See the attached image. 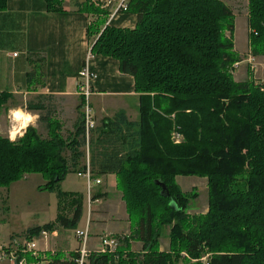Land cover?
I'll return each mask as SVG.
<instances>
[{
    "label": "trees",
    "instance_id": "16d2710c",
    "mask_svg": "<svg viewBox=\"0 0 264 264\" xmlns=\"http://www.w3.org/2000/svg\"><path fill=\"white\" fill-rule=\"evenodd\" d=\"M8 1L0 0V13ZM44 1L47 11H63L64 0ZM84 10L96 13L87 3ZM129 14L137 16L135 28L101 30L103 22L91 21L88 38L92 55L118 61L120 73L134 78L138 120L120 112L87 140L80 114L65 139L51 98L30 101L25 110L39 115L46 137L32 126L15 142L0 135V188L41 175L48 183L39 189L55 192L69 173H86L89 160L94 180L116 176L131 225L114 252L94 253L89 264H177L182 253L196 260L211 254L205 264H264V87L233 77L242 59L232 10L222 0H131ZM248 25L252 54L264 57V0H248ZM35 57L30 86L44 75V60L38 65ZM12 98L0 93V111ZM179 177L208 181L206 214H188L195 196L182 191ZM59 197L62 204L66 196ZM70 208L72 218L61 213L18 237L31 240L57 226L77 230L82 203L73 199ZM167 229L170 248L163 251ZM76 257L57 251L51 264H75Z\"/></svg>",
    "mask_w": 264,
    "mask_h": 264
},
{
    "label": "crops",
    "instance_id": "0c3cea01",
    "mask_svg": "<svg viewBox=\"0 0 264 264\" xmlns=\"http://www.w3.org/2000/svg\"><path fill=\"white\" fill-rule=\"evenodd\" d=\"M222 1L232 10L234 16L239 14L248 22V13L243 15L239 5L242 3L241 0ZM85 5L86 0H64L63 11L49 12L44 0H9L7 10L0 13V55L15 43L14 30L22 25L21 48L22 54L26 57L22 62L14 61L9 74L2 70L1 66L5 64L0 57V93L5 92L13 96L7 106L0 111V135H9V130L13 125L17 127V124L23 122L22 117L21 122L10 121V126L7 129L4 125L6 120L10 119V109H21L22 104H15L20 97L24 101L23 106L25 107L28 102L38 101L41 97L51 98L53 104L57 99L56 105L59 110L64 111V115L72 119L73 128L76 127L77 112H79L82 102V98L78 94L79 73L87 62L93 44L88 38V28L92 18L84 10ZM136 24L137 16L128 13L118 16L110 25L133 29ZM248 30L250 32L249 25ZM30 55L36 56L34 60L38 65L41 64V59L44 60L43 78L32 86L27 81L28 74L32 70L29 62ZM238 55L242 56V54ZM14 56L16 57V54ZM88 66L97 77L92 84V99L97 110L98 108L104 109L110 103L119 102L118 104L124 105L120 107L118 113L125 112L128 115V110H137L138 112L140 96L135 92V80L131 76L120 73L118 61L92 55ZM17 69L22 71L18 83L15 73ZM10 105L12 106L8 107ZM26 113L37 117L35 123L29 124L28 127L32 126L39 130V115L31 112ZM19 138L21 136H18L16 140ZM97 180H100L101 184L96 187L107 185L97 190L95 196L98 199L95 203L107 200L106 202H111V206H114V199L120 197L121 194L117 190L116 176L109 175ZM104 231L106 232V229L96 228L94 225V231L90 233L89 245L92 250L99 247L100 235H103ZM135 245H139V243H135ZM78 246L79 244L77 248Z\"/></svg>",
    "mask_w": 264,
    "mask_h": 264
},
{
    "label": "rangeland",
    "instance_id": "374dc122",
    "mask_svg": "<svg viewBox=\"0 0 264 264\" xmlns=\"http://www.w3.org/2000/svg\"><path fill=\"white\" fill-rule=\"evenodd\" d=\"M241 1L242 3L239 5L241 6L243 15H245L248 13V0ZM86 3L96 11L95 15H91V21L95 23L98 21L103 22V25L100 28L101 30L107 27L108 19L103 16L98 9L90 6L88 0H86ZM249 34L247 20L239 14H235L233 39L235 51L238 54H242V56L239 55V57L243 60V63L237 68L233 67L232 74L237 82L251 79L257 85L264 87V57L253 56L249 43ZM227 36L229 37L230 34L228 33ZM22 37V25H19L18 28L14 30V38L16 39L15 43L4 50V54L0 55L5 64L2 65L1 68L8 74L10 73V67L14 61L16 62L18 60V62H22L24 58H26L22 54ZM14 54H16L18 59H16ZM15 73L18 83L22 71L21 69H17ZM57 101L58 100L55 99V104L51 103L53 107L52 111L54 112V119L61 122L63 127L62 136L66 139L69 134L74 132L75 128L72 126V119L66 117L64 111L59 110L56 105ZM118 103L119 102L110 103L105 106L104 109L98 108L97 110L93 99H91V107L93 109L96 127L100 126L104 119H113L118 114L121 109L120 107L124 105ZM15 104H22L21 109L23 112H28L25 110V106H23L25 103L21 97L16 100ZM11 106L12 105L8 107ZM128 111V118L131 121H137L139 116L137 110ZM82 113V109L77 112V120ZM10 121L12 120H6L4 123L6 129L10 126ZM17 125V127H19L20 123ZM38 127L40 133L46 137L47 132L45 125L39 123ZM2 136L8 137V134H3ZM173 141H175L174 135ZM182 141L180 140L179 143H176L175 141V143L180 144ZM83 151H85L89 157L88 147ZM66 156L69 157L70 154L67 152ZM103 180L105 181V179ZM47 183L48 179H45L41 175H29L7 188H0V247L8 245L11 242L12 236L18 237L19 235L26 233L30 228L55 223L61 213L68 218H72L73 210L70 208V205L73 199L79 200L82 203V219L78 224L77 230H84L90 218V233L94 231V225L96 228L101 227L106 229V232L104 231L102 232L103 235H100V239L102 237H108L115 239L119 243L118 237L130 234L131 225L126 211L125 202L122 199V194H120V197L114 199V206H111V202H106L107 200H102L101 203H95L96 200L94 197L97 195V190L100 188L102 189L107 184H104L102 187H96L92 184V192L89 195L87 179L83 174L80 176L79 173H69L66 179L58 184L55 192L42 191L39 189V187H44ZM177 183L184 193H190L193 197L195 196V198L191 199L190 207L187 211L188 214L191 216L206 214L209 208L208 181L205 178L200 177H179ZM60 193L66 196L63 198L62 204H60ZM62 208L63 212H61ZM115 228L117 229L114 230ZM77 230H65L62 226H57L52 233L56 232L58 237L54 239L50 238L47 243L49 249L53 248L54 250L55 248V250L57 249V251L69 255L73 253L78 245L75 235ZM168 234L169 229L165 231L164 236L161 239V249L163 251H169L170 248ZM38 244L40 249L45 248L46 243L44 240L40 241ZM133 245L132 249L134 251L140 252L142 250V245H135V243ZM182 256L183 258L181 257V260L177 264H205L211 254L205 255L200 260L191 259L186 253H182ZM0 264L9 263L0 262Z\"/></svg>",
    "mask_w": 264,
    "mask_h": 264
},
{
    "label": "built area",
    "instance_id": "2783aa9c",
    "mask_svg": "<svg viewBox=\"0 0 264 264\" xmlns=\"http://www.w3.org/2000/svg\"><path fill=\"white\" fill-rule=\"evenodd\" d=\"M88 2L90 6L98 9L108 19L107 26H110L115 18L129 13L131 0H88ZM91 57L92 54L90 53L85 66L79 73L78 82V94L82 98V114L85 121L87 140H89L91 131L96 127L91 99L93 97L92 84L97 77L88 66ZM239 65L240 63H237L234 67L237 68ZM174 139L176 143H179L183 138L179 134H175ZM79 175L82 176V174ZM83 176L87 179L90 195L93 187L92 184L98 186L101 184V181L92 178L89 160L87 162V171ZM90 226L89 218L86 228L84 230H77L75 233L79 244L75 250L77 253V257L74 259L75 264H89L92 254L111 253L118 247L119 243L115 239L102 237L99 247L92 250L89 246ZM57 237L56 232L43 231L38 237L31 240L19 237L12 239L8 245L0 247V262H8L9 264H51L52 259L57 254V250L49 249L47 243L50 238L54 239ZM43 240L46 243L45 248L40 249L38 243Z\"/></svg>",
    "mask_w": 264,
    "mask_h": 264
},
{
    "label": "clouds",
    "instance_id": "9594fccd",
    "mask_svg": "<svg viewBox=\"0 0 264 264\" xmlns=\"http://www.w3.org/2000/svg\"><path fill=\"white\" fill-rule=\"evenodd\" d=\"M23 117V122L20 123L19 127L13 125L9 130V140L15 142L18 136H23L29 124H34L37 117L30 113H23L22 109H10L9 118L10 120L20 121Z\"/></svg>",
    "mask_w": 264,
    "mask_h": 264
},
{
    "label": "water",
    "instance_id": "95a60500",
    "mask_svg": "<svg viewBox=\"0 0 264 264\" xmlns=\"http://www.w3.org/2000/svg\"><path fill=\"white\" fill-rule=\"evenodd\" d=\"M165 190H166V188H165V187H163V194H164Z\"/></svg>",
    "mask_w": 264,
    "mask_h": 264
},
{
    "label": "bare ground",
    "instance_id": "6f19581e",
    "mask_svg": "<svg viewBox=\"0 0 264 264\" xmlns=\"http://www.w3.org/2000/svg\"><path fill=\"white\" fill-rule=\"evenodd\" d=\"M19 122H21V121H19Z\"/></svg>",
    "mask_w": 264,
    "mask_h": 264
}]
</instances>
